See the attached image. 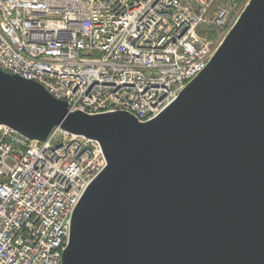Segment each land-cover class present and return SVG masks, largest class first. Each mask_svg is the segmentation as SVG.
Segmentation results:
<instances>
[{
  "label": "water",
  "instance_id": "95a60500",
  "mask_svg": "<svg viewBox=\"0 0 264 264\" xmlns=\"http://www.w3.org/2000/svg\"><path fill=\"white\" fill-rule=\"evenodd\" d=\"M0 125L40 141L60 127L103 148L62 264H264V0L149 122L70 112L0 69Z\"/></svg>",
  "mask_w": 264,
  "mask_h": 264
},
{
  "label": "built area",
  "instance_id": "2783aa9c",
  "mask_svg": "<svg viewBox=\"0 0 264 264\" xmlns=\"http://www.w3.org/2000/svg\"><path fill=\"white\" fill-rule=\"evenodd\" d=\"M249 1L0 0V69L70 112L146 123L205 70ZM107 165L97 140L0 125V264H62L74 210Z\"/></svg>",
  "mask_w": 264,
  "mask_h": 264
},
{
  "label": "rangeland",
  "instance_id": "374dc122",
  "mask_svg": "<svg viewBox=\"0 0 264 264\" xmlns=\"http://www.w3.org/2000/svg\"><path fill=\"white\" fill-rule=\"evenodd\" d=\"M245 8L244 4H240L239 8H238V13H240L241 11H243Z\"/></svg>",
  "mask_w": 264,
  "mask_h": 264
}]
</instances>
